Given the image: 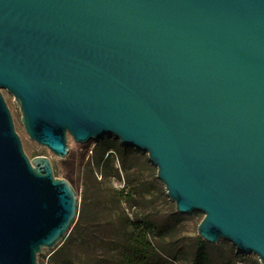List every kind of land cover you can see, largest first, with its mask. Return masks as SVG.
<instances>
[{"label":"water","instance_id":"water-1","mask_svg":"<svg viewBox=\"0 0 264 264\" xmlns=\"http://www.w3.org/2000/svg\"><path fill=\"white\" fill-rule=\"evenodd\" d=\"M66 157L115 136L145 151L197 234L264 264V0H0V264H40L79 196Z\"/></svg>","mask_w":264,"mask_h":264},{"label":"trees","instance_id":"trees-1","mask_svg":"<svg viewBox=\"0 0 264 264\" xmlns=\"http://www.w3.org/2000/svg\"><path fill=\"white\" fill-rule=\"evenodd\" d=\"M98 143L101 155L107 153L106 157H101L102 161L110 164L109 155L113 157L118 151L122 161L124 151L135 149L121 144L122 152L119 151L118 143L121 142L115 136H103ZM98 166L103 172L99 162ZM114 172L113 164L104 171L106 175H113ZM128 182L125 189L113 190L112 194L97 200L83 193L76 221L69 234L51 253L56 264H175L177 251L184 258L182 264L251 261L233 246L218 259L205 247L206 242L199 235L194 238L195 243L189 250L184 247L176 250L178 213H172L174 224H166L165 220H156L151 211L132 209L139 206L140 190L138 184ZM122 202L128 205L131 215L121 205Z\"/></svg>","mask_w":264,"mask_h":264},{"label":"rangeland","instance_id":"rangeland-1","mask_svg":"<svg viewBox=\"0 0 264 264\" xmlns=\"http://www.w3.org/2000/svg\"><path fill=\"white\" fill-rule=\"evenodd\" d=\"M1 92L11 111L15 129L21 138L26 154L30 158L42 154L50 156L54 175L69 180L76 189L80 201L83 193L92 198V200H97L98 197L112 194L113 190L125 189L129 183L128 181H130V183L138 184L140 190V196L138 197L139 206L132 209H146L153 213V217L156 220H165L166 224L175 223L174 219H172L173 211L177 212L175 204L167 196L164 184L156 176V166L149 160L145 151L136 148L124 151L122 154V156L124 155V159L122 161L119 158L120 153L118 151L116 155L113 154V157L109 155L108 158L112 161L113 168H115L113 175H106L104 173L111 164L106 163L107 161H102L101 157H106L107 153L102 156L100 149H97L99 146L98 139H90L86 142L78 143L68 136L69 154L66 157H58L46 146L37 143L28 136L21 122L20 109L13 94L5 88L1 89ZM118 148L121 151V143H118ZM109 152H112V150H109ZM98 162L103 172L100 171ZM121 205L130 214L131 210H128V205L125 202H122ZM177 213L179 217L176 223L178 231L175 236V247L176 250L180 247L189 250L195 243L194 238L198 235L197 224L203 214L199 211ZM205 242V247L218 259L224 257L227 249H232L231 246L234 247L226 239H220L217 243ZM53 251L54 249L51 248H42L38 254L39 263L56 264L55 260L51 258ZM245 255L251 261L249 260V263L237 262L236 264H259L255 254ZM182 261H184V258L177 251L175 264H182ZM221 264L225 263L221 262Z\"/></svg>","mask_w":264,"mask_h":264}]
</instances>
